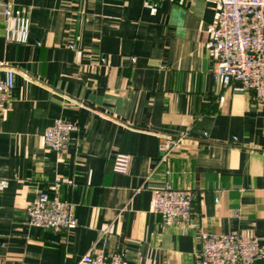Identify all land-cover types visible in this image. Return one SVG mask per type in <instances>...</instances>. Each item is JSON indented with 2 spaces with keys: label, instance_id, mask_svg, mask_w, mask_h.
<instances>
[{
  "label": "crops",
  "instance_id": "1",
  "mask_svg": "<svg viewBox=\"0 0 264 264\" xmlns=\"http://www.w3.org/2000/svg\"><path fill=\"white\" fill-rule=\"evenodd\" d=\"M0 1L30 19L28 42L14 44L0 15V75L17 70L0 119V262L123 251L129 264H200L204 233L264 242V106L213 78L217 0ZM60 117L79 126L62 153L43 140ZM162 133L185 135L169 175ZM119 152L131 155L126 173L113 170ZM58 178L75 225L32 226L27 208ZM166 180L196 192L190 223L153 213L152 189Z\"/></svg>",
  "mask_w": 264,
  "mask_h": 264
},
{
  "label": "built area",
  "instance_id": "2",
  "mask_svg": "<svg viewBox=\"0 0 264 264\" xmlns=\"http://www.w3.org/2000/svg\"><path fill=\"white\" fill-rule=\"evenodd\" d=\"M0 15L6 22V41L27 43L30 19L16 13L10 2L0 1ZM207 46L214 60V80L224 86L237 84L236 89L252 92L255 103L264 106V0H217L216 19L209 28ZM3 66L4 74L0 75V119L5 114L17 74L14 66ZM78 130L76 122L60 117L44 130L43 140L47 147L62 153L69 148ZM184 137L159 134L160 162L166 164V175L171 173L170 158L180 148ZM130 158L127 153L115 154L113 170L126 173ZM8 184L7 178L0 177V191ZM61 186L62 180L58 178L52 185L54 193L47 190L37 193L27 208L32 226L65 231L75 225V205L58 195ZM152 194V211L166 222L190 223L196 215V192L193 189L177 188L166 180L163 185L153 188ZM262 258L264 242L259 237L236 232L202 234L200 264H255ZM82 262L129 264L123 251L88 253L83 256Z\"/></svg>",
  "mask_w": 264,
  "mask_h": 264
}]
</instances>
